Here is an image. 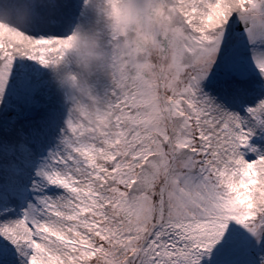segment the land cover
<instances>
[{
    "label": "snow or ice",
    "instance_id": "6c2138e0",
    "mask_svg": "<svg viewBox=\"0 0 264 264\" xmlns=\"http://www.w3.org/2000/svg\"><path fill=\"white\" fill-rule=\"evenodd\" d=\"M32 11L0 33V264H264V0ZM80 26L103 112L63 86Z\"/></svg>",
    "mask_w": 264,
    "mask_h": 264
},
{
    "label": "rangeland",
    "instance_id": "374dc122",
    "mask_svg": "<svg viewBox=\"0 0 264 264\" xmlns=\"http://www.w3.org/2000/svg\"><path fill=\"white\" fill-rule=\"evenodd\" d=\"M47 2L48 0H4V3L0 4V26L4 25L7 28L11 26L14 29L16 26L12 25L13 22H20L27 26L34 19L32 6ZM14 8L18 11L14 12ZM77 28L73 30L74 33ZM3 31L4 29L0 28V33ZM99 37V31L92 28L78 38H74L73 35L65 45L59 71L63 78V86L69 96L74 98L75 103L91 106L103 112L101 93L95 88L94 82L106 56L93 55L86 43Z\"/></svg>",
    "mask_w": 264,
    "mask_h": 264
},
{
    "label": "clouds",
    "instance_id": "9594fccd",
    "mask_svg": "<svg viewBox=\"0 0 264 264\" xmlns=\"http://www.w3.org/2000/svg\"><path fill=\"white\" fill-rule=\"evenodd\" d=\"M120 10L117 9V12ZM89 50L93 55L106 56V50L104 49L101 37L92 39L86 42Z\"/></svg>",
    "mask_w": 264,
    "mask_h": 264
},
{
    "label": "bare ground",
    "instance_id": "6f19581e",
    "mask_svg": "<svg viewBox=\"0 0 264 264\" xmlns=\"http://www.w3.org/2000/svg\"><path fill=\"white\" fill-rule=\"evenodd\" d=\"M12 25L16 26V27H18V26H26V25H24L23 23H20V22H18V23L13 22ZM0 28H3L4 30L7 29V27L4 26V25L0 26ZM73 30H75V29H73ZM88 30H89L88 27L80 26V27L77 28L75 33L73 32L72 36L74 35V38H78L79 35L83 34L84 32H86Z\"/></svg>",
    "mask_w": 264,
    "mask_h": 264
}]
</instances>
